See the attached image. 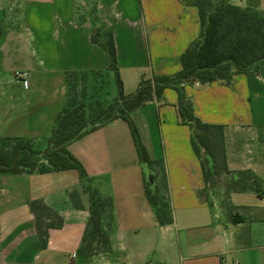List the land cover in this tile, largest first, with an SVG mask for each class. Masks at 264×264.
<instances>
[{"label":"crops","instance_id":"obj_1","mask_svg":"<svg viewBox=\"0 0 264 264\" xmlns=\"http://www.w3.org/2000/svg\"><path fill=\"white\" fill-rule=\"evenodd\" d=\"M230 1L264 12V0ZM201 28L198 6L185 0H0V137L49 148L70 76H83L88 93L104 101L96 92L115 73L93 32H113L130 94L144 77L181 70ZM20 71L29 77L18 79ZM184 86L195 114L224 126L227 169L223 163L210 181L175 88L130 114L151 158L164 164L172 223L158 222L130 124L119 117L68 144L85 177L77 168L0 172V264H264V65L231 83ZM88 183L113 199V218L111 249L85 258L78 251L91 216ZM34 200L63 220L49 229L45 247Z\"/></svg>","mask_w":264,"mask_h":264},{"label":"trees","instance_id":"obj_2","mask_svg":"<svg viewBox=\"0 0 264 264\" xmlns=\"http://www.w3.org/2000/svg\"><path fill=\"white\" fill-rule=\"evenodd\" d=\"M185 1L198 6L202 28L200 36L182 53L181 70L174 74L153 73L141 80L135 92L126 94L119 73L113 32H106L105 37L99 30L93 32L92 40L100 43L110 57V68L117 79V96L112 101H102L88 93L83 76L80 82L70 76V98L55 119L50 147L39 151L34 148L31 139L0 137V172L77 168L85 177L82 164L68 150V144L88 130L121 117L130 124L141 161L153 171V180L146 174V195L156 210L158 222L161 225L172 223L174 216L166 194L168 179L164 164L151 158L130 116L131 112L154 99H161L166 87L175 88L179 94L182 121L191 126L193 147L202 160L206 181H210L218 171L219 160L224 165L226 163L224 126L204 122L195 114L184 85L192 80L203 84L213 81L231 83L234 74L256 70L264 65V12L241 7L230 0ZM92 107H100L97 114ZM224 167L227 169L226 165ZM252 187L260 191L257 180L252 182ZM85 189L90 194L91 216L78 253L87 258L111 249L109 227L113 218V199L103 196L90 183L85 185ZM31 208L36 216L40 245L45 247L49 229L61 226L63 220L42 200L32 201ZM48 218H54L56 223L48 222Z\"/></svg>","mask_w":264,"mask_h":264},{"label":"rangeland","instance_id":"obj_3","mask_svg":"<svg viewBox=\"0 0 264 264\" xmlns=\"http://www.w3.org/2000/svg\"><path fill=\"white\" fill-rule=\"evenodd\" d=\"M79 86H80V89H82L83 85L81 84ZM96 93H100L104 101H108V102L112 101L118 94V85H117V80H116L115 75L111 74V76L107 78V83L105 87L102 89V91L100 90V92L97 91ZM92 108L96 109V112H95L96 114L98 110L100 109V107H92ZM222 164H223V161L219 160V163H218L219 167H221Z\"/></svg>","mask_w":264,"mask_h":264},{"label":"built area","instance_id":"obj_4","mask_svg":"<svg viewBox=\"0 0 264 264\" xmlns=\"http://www.w3.org/2000/svg\"><path fill=\"white\" fill-rule=\"evenodd\" d=\"M16 77L18 79H26L29 77V72L28 71H20L16 73ZM148 264H151L150 262Z\"/></svg>","mask_w":264,"mask_h":264},{"label":"water","instance_id":"obj_5","mask_svg":"<svg viewBox=\"0 0 264 264\" xmlns=\"http://www.w3.org/2000/svg\"><path fill=\"white\" fill-rule=\"evenodd\" d=\"M144 169L149 178L153 180V171L149 168L148 164L144 163Z\"/></svg>","mask_w":264,"mask_h":264}]
</instances>
